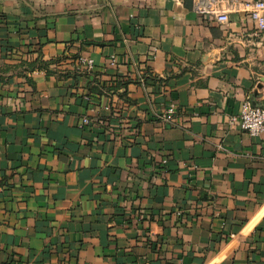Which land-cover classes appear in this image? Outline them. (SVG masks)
Wrapping results in <instances>:
<instances>
[{
    "label": "crops",
    "instance_id": "crops-1",
    "mask_svg": "<svg viewBox=\"0 0 264 264\" xmlns=\"http://www.w3.org/2000/svg\"><path fill=\"white\" fill-rule=\"evenodd\" d=\"M238 1L221 26L193 0H0V264H264V133L230 124L264 107V0Z\"/></svg>",
    "mask_w": 264,
    "mask_h": 264
},
{
    "label": "built area",
    "instance_id": "built-area-1",
    "mask_svg": "<svg viewBox=\"0 0 264 264\" xmlns=\"http://www.w3.org/2000/svg\"><path fill=\"white\" fill-rule=\"evenodd\" d=\"M240 2L238 0H193V11L196 15L203 17L209 21H213L218 25L224 26L228 23V15L232 12H237ZM262 2L254 4V11H250L252 20L256 23V28L260 32H264V17L258 11L263 10ZM127 44L126 40H123ZM111 65L116 64L115 57H111ZM94 63L89 58H79L78 65L75 69L78 73H91ZM135 76L143 88H145V77L143 72L135 69ZM174 108L170 107L163 114H156L158 120L163 123H172ZM83 125H86L87 119L82 120ZM236 123L238 127L247 133L250 137H257L264 133V107L255 106L249 98L243 100L240 105L237 120H231L230 124ZM217 149L227 152L222 146H217Z\"/></svg>",
    "mask_w": 264,
    "mask_h": 264
},
{
    "label": "trees",
    "instance_id": "trees-1",
    "mask_svg": "<svg viewBox=\"0 0 264 264\" xmlns=\"http://www.w3.org/2000/svg\"><path fill=\"white\" fill-rule=\"evenodd\" d=\"M52 62L51 61H42L41 58H37L32 62H23L17 66H14L15 71H24V72H34L36 70H44L46 73H50L49 66ZM76 74V72H73Z\"/></svg>",
    "mask_w": 264,
    "mask_h": 264
},
{
    "label": "water",
    "instance_id": "water-1",
    "mask_svg": "<svg viewBox=\"0 0 264 264\" xmlns=\"http://www.w3.org/2000/svg\"><path fill=\"white\" fill-rule=\"evenodd\" d=\"M262 83H264V79H262ZM257 88H258V89H262V88H263V85H262V84H259V85L257 86Z\"/></svg>",
    "mask_w": 264,
    "mask_h": 264
}]
</instances>
